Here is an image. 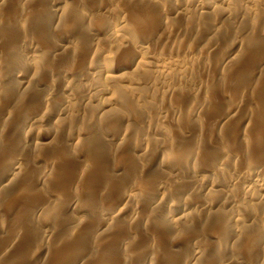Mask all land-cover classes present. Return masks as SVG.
I'll return each instance as SVG.
<instances>
[{
	"label": "rangeland",
	"instance_id": "1",
	"mask_svg": "<svg viewBox=\"0 0 264 264\" xmlns=\"http://www.w3.org/2000/svg\"><path fill=\"white\" fill-rule=\"evenodd\" d=\"M260 182L264 0H0V264H264Z\"/></svg>",
	"mask_w": 264,
	"mask_h": 264
},
{
	"label": "bare ground",
	"instance_id": "2",
	"mask_svg": "<svg viewBox=\"0 0 264 264\" xmlns=\"http://www.w3.org/2000/svg\"><path fill=\"white\" fill-rule=\"evenodd\" d=\"M254 4H255V3H254ZM179 5H180V4H179ZM188 8H189V7H188ZM194 8H195V7H194ZM206 8H207V7H206ZM11 10H12V9H11ZM100 28H101V27H100ZM106 61H107V60H106ZM102 63H103V61H102ZM104 63H105V62H104ZM153 63H154V62H153ZM105 65H106V64H105ZM100 67H101V66H100ZM100 69H101V68H100ZM102 69H103V68H102ZM107 69H108V68H107ZM105 71H106V70H105ZM152 71H153V70H152ZM157 72H158V71H157ZM88 73H89V72H88ZM110 75H111V74H110ZM106 76H108V75H106ZM111 76H112V75H111ZM108 77H109V76H108ZM110 78L113 79V76H112V77H109V79H110ZM109 79H108V80H109ZM105 81H107V80H105ZM73 84H74V83H73ZM26 86H27V85H26ZM89 90H90V89H89ZM71 97H72V96H71ZM69 101H70V99H69ZM38 118H39V117H38ZM38 118H37V119H38ZM34 119H35V118H34ZM32 127H34V126H32ZM32 127H31V128H32ZM38 127H39V126H38ZM222 178H223V177H222ZM229 180H230V179H229ZM259 185H260L261 188L264 189V183H263V182H260ZM255 186H256V185H255ZM256 187H257V186H256ZM257 189H258V188H257ZM3 190H4V189H3ZM255 190H256V189H255ZM260 190H261V189H260ZM221 191H222V190H221ZM257 191H258V193H259V190H257ZM257 191H256V192H257ZM256 192H255V193H256ZM255 193H254V195H257V194H255ZM252 194H253V193H252ZM259 195H260V194H259ZM259 195H258V196H259ZM261 196H262V195H261ZM254 197H255V196H254ZM256 197H257V196H256ZM259 198H260V197H259ZM261 198H264V195H263V197H261ZM260 202H261V201H260ZM252 204H253V203H252ZM58 213H59V212H58ZM170 216H171V215H170ZM179 216H181V215H179ZM14 217H15V216H14ZM82 217H83V216H82ZM182 217H183V216H182ZM74 218H75V217H74ZM18 219H19V218H18ZM236 219H237V218H236ZM16 221H17V220H16ZM7 225H8V224H7ZM12 225H14V224H12ZM12 225H11V226H12ZM16 226H17V225H16ZM22 227H23V226H22ZM102 229H105V228H102ZM43 237H44V236H43ZM78 240H79V239H78ZM68 262H70V261H68ZM64 264H65V263H64ZM70 264H71V263H70Z\"/></svg>",
	"mask_w": 264,
	"mask_h": 264
}]
</instances>
